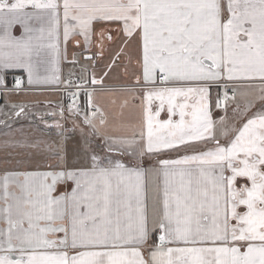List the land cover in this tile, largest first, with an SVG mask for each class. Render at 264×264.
<instances>
[{"label": "snow or ice", "instance_id": "obj_1", "mask_svg": "<svg viewBox=\"0 0 264 264\" xmlns=\"http://www.w3.org/2000/svg\"><path fill=\"white\" fill-rule=\"evenodd\" d=\"M61 8L65 41L87 43L94 21H122L137 35L147 132L141 142L106 137L105 156L85 147L88 167L61 148L51 171L5 174L0 264H264V0H0V69L38 82L48 50L58 52ZM257 80L258 93L234 110L242 125L225 127L222 143L226 117L212 119L210 87ZM187 149L194 154L159 158ZM145 155L156 167L142 166ZM152 175L161 187L150 215ZM61 185L70 191L54 195Z\"/></svg>", "mask_w": 264, "mask_h": 264}, {"label": "crops", "instance_id": "obj_2", "mask_svg": "<svg viewBox=\"0 0 264 264\" xmlns=\"http://www.w3.org/2000/svg\"><path fill=\"white\" fill-rule=\"evenodd\" d=\"M27 10L33 11L31 8ZM123 28L122 21H94L91 38L87 43L80 35H71L65 41L61 8L59 26L51 41L56 45L58 52L48 50L45 64L39 70V81L30 84L27 72L20 68L0 69V183L5 174L51 171L50 166L55 163L54 149L62 148L69 163L88 167L90 165L85 162V147L89 156L93 151L99 156L108 155L106 137L135 139L141 142V134L146 135L147 132L143 118V96L146 88L143 81L142 50L137 35L133 33L132 37H128ZM13 35H21L19 26L13 28ZM73 67L83 69V79L95 86L89 98V103L96 109V114L91 118L92 125L85 123L84 117L65 110L64 101L57 89L62 78L75 75ZM15 75L22 77L19 86L12 80ZM94 79L99 83L94 84ZM252 85L261 87L258 80L251 84L235 82L227 85L232 90L235 88L236 96L239 97V103L232 107L233 112L229 111L230 107L226 110L223 106L216 107L218 96L225 91V85L212 84L210 87L212 119L219 121L221 117H226L224 125L217 124L215 133L222 143L225 138L221 136V132L225 127L234 125L238 128L242 125V120L238 118L239 113L234 110L238 107L243 109L246 100L256 95L253 90H249ZM157 104L158 102L153 104V111ZM167 118V112L164 111L158 119ZM192 154V149L180 152L164 151L159 158L176 159ZM111 155L116 156L118 153ZM121 158L129 159L127 156ZM156 160L155 155H145L142 166L154 168ZM16 179L22 182L23 176ZM160 187L161 178L150 176V215L154 205H159ZM70 188L71 185L67 189L63 185L58 186L54 195L70 191ZM10 190L18 191L14 184L10 185ZM239 210L244 211L243 208ZM43 224L44 222H41V226ZM6 227L3 220H0V230ZM62 236L63 233H57L51 238ZM2 239L3 237H0V240ZM3 254L4 252L0 251V255ZM19 255L18 251L14 252L12 258L15 259Z\"/></svg>", "mask_w": 264, "mask_h": 264}, {"label": "built area", "instance_id": "obj_3", "mask_svg": "<svg viewBox=\"0 0 264 264\" xmlns=\"http://www.w3.org/2000/svg\"><path fill=\"white\" fill-rule=\"evenodd\" d=\"M17 79L20 80L21 84L22 77L20 75L12 76L14 83H16ZM94 87L92 83L75 74L62 78L57 89L62 96L66 111L91 119L96 114V109L89 103V98ZM224 95V93H221L218 96L222 104L230 102V97L233 94H227L228 100L226 102L224 101Z\"/></svg>", "mask_w": 264, "mask_h": 264}, {"label": "rangeland", "instance_id": "obj_4", "mask_svg": "<svg viewBox=\"0 0 264 264\" xmlns=\"http://www.w3.org/2000/svg\"><path fill=\"white\" fill-rule=\"evenodd\" d=\"M74 69H73V71H74V74H77L78 76H80V77H82V78H85V77H83L84 75V72L82 71L83 69H81L80 67H73ZM82 73H81V72ZM258 86V85H257ZM256 85H252L251 86V89H249V90H253V89H255V91H253V93H256L257 94V92L259 91L258 89H259V87H257ZM224 89H225V91L224 92H222V93H227V94H230V93H232L233 94V90L232 89H230V88H228V87H224ZM233 96V95H232ZM231 96V97H232ZM252 97H253V95H252ZM239 98V97H238ZM238 98H237V96H236V93H235V99H233V98H230V100L232 101L231 103L230 102H227L226 104H227V107H230V109H229V111H231V112H233V110H232V107H234L235 106V103L236 104H238L239 102H238ZM224 108V107H223ZM74 115V114H73Z\"/></svg>", "mask_w": 264, "mask_h": 264}]
</instances>
